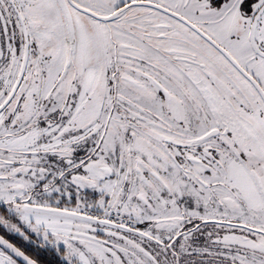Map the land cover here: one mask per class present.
Instances as JSON below:
<instances>
[{
  "label": "snow or ice",
  "instance_id": "snow-or-ice-1",
  "mask_svg": "<svg viewBox=\"0 0 264 264\" xmlns=\"http://www.w3.org/2000/svg\"><path fill=\"white\" fill-rule=\"evenodd\" d=\"M0 264H264V0H0Z\"/></svg>",
  "mask_w": 264,
  "mask_h": 264
}]
</instances>
